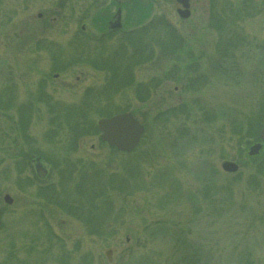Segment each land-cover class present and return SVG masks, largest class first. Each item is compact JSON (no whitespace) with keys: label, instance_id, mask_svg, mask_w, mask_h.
Returning a JSON list of instances; mask_svg holds the SVG:
<instances>
[{"label":"rangeland","instance_id":"obj_1","mask_svg":"<svg viewBox=\"0 0 264 264\" xmlns=\"http://www.w3.org/2000/svg\"><path fill=\"white\" fill-rule=\"evenodd\" d=\"M190 4L133 0L103 38L111 0H0V264H264V0ZM123 111L131 153L97 128Z\"/></svg>","mask_w":264,"mask_h":264},{"label":"water","instance_id":"obj_2","mask_svg":"<svg viewBox=\"0 0 264 264\" xmlns=\"http://www.w3.org/2000/svg\"><path fill=\"white\" fill-rule=\"evenodd\" d=\"M189 1L190 0H177L183 7V9L178 10L182 18H188L190 16ZM97 125L99 131L102 133V140L123 152H132L139 144L144 133V126L131 112H123L111 117L101 118L98 120ZM260 138L264 142V126L260 132ZM262 147L263 144L261 143L254 144L250 148L249 154L251 156L257 155ZM222 168L227 172L233 173L238 170L239 166L235 162L225 161L222 163ZM36 170L40 178L44 179L47 176V170L39 161L36 164ZM4 201L8 204H12L13 198L9 194H6L4 196ZM110 254L111 251L106 252L108 258Z\"/></svg>","mask_w":264,"mask_h":264},{"label":"flooded vegetation","instance_id":"obj_3","mask_svg":"<svg viewBox=\"0 0 264 264\" xmlns=\"http://www.w3.org/2000/svg\"><path fill=\"white\" fill-rule=\"evenodd\" d=\"M111 1L115 5L116 11L114 13H112L109 16V18L104 19L103 22H102V25L100 26V29H101V33L100 34L103 35V38L106 35H114V34L120 33V32L123 33V28H124V11H123V8H124V5L126 6L129 2H133V0H111ZM176 2H177V0H176ZM190 8H191V4H190V1H189V10H190ZM84 29H85V26H82L81 30L84 31ZM134 32L136 33L135 30L124 32L123 36H125L126 34L129 35V36H132V34ZM49 51H50V49H49ZM64 107H63V105H57V110L61 109L60 112H58V114H61V113H63L65 111ZM2 108L5 109L6 108L5 105ZM263 147H264V144H263ZM263 147H262V149H263ZM21 152H19L17 154V159H18V156H21V159H23V157L21 155ZM24 152L27 153V151H24ZM28 156H30L28 159H24V160H21V161H24V164H26V165L27 164L29 165V162H30V164H33L34 172H35L36 176L38 178H40L38 176V174H37L36 164L38 163V161L41 162L43 164V166L45 167V169L47 170L45 164L43 163V159H45V157L42 156V155H38L37 156V154L34 153L33 150H30ZM21 161H18V163L21 162ZM47 175H48V170H47ZM40 179L43 180L42 178H40ZM27 185H28V183H27Z\"/></svg>","mask_w":264,"mask_h":264},{"label":"trees","instance_id":"obj_4","mask_svg":"<svg viewBox=\"0 0 264 264\" xmlns=\"http://www.w3.org/2000/svg\"><path fill=\"white\" fill-rule=\"evenodd\" d=\"M92 64L95 65V66H98V65H96V64H98V62H93L92 61ZM2 101H3L2 98H0V103H2ZM8 105H11V104H7L6 103V107H9ZM113 114H115V113H112V114H110L108 116H111ZM64 115H65V118H66V120L68 122V125H69L70 129L73 132H75V136H74L75 139H77L81 135V129H82V127L85 125V122H82L81 123L79 120L83 121L84 119L83 118L81 119L79 115L75 116V114H73V113H71L69 111H65L64 112ZM57 116H60V114H58ZM72 142H73V140H72ZM114 183H116V182H114ZM39 190L40 191H39V193L37 195H41L42 197L43 196L52 195L53 194V191H54V189L53 190H51V189L49 190V188H47V189L46 188H41Z\"/></svg>","mask_w":264,"mask_h":264}]
</instances>
